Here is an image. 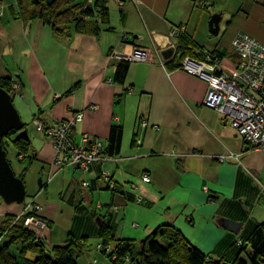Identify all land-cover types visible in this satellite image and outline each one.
I'll use <instances>...</instances> for the list:
<instances>
[{"label":"crops","instance_id":"crops-1","mask_svg":"<svg viewBox=\"0 0 264 264\" xmlns=\"http://www.w3.org/2000/svg\"><path fill=\"white\" fill-rule=\"evenodd\" d=\"M202 3H211L209 11L200 8ZM107 8L109 22L99 36L75 33L66 40H57L40 20H22L16 3L10 2L0 17V80L20 83L22 98L14 106L27 135L28 128L33 132L29 161L41 178L38 203L47 223L43 245L50 251L70 240L77 264H110L96 248L102 223L108 222L115 240L136 242L170 225L212 260L230 261L239 250L236 242L264 222V152L244 151L215 110L220 97L204 81L175 68L178 55L165 59L162 52L176 45L170 32L181 26L194 50L218 51L221 69L233 73L239 58L231 44L238 33L264 45V0H127L121 7L108 0ZM215 14L220 21L213 37L208 21ZM138 50L146 52V60L130 62L124 83H113L117 63ZM90 105L97 109L87 110ZM73 112H84L73 132L76 145L86 134L105 149L111 126L122 130L119 154L91 165L85 174L52 166V145L33 126L34 120L52 126ZM143 121L146 128L140 126ZM230 154L239 160L212 159ZM103 173L116 192L108 190ZM142 174L150 183L140 180ZM23 208L0 205V226ZM221 219L234 224L226 229ZM6 242L0 239V249Z\"/></svg>","mask_w":264,"mask_h":264},{"label":"trees","instance_id":"trees-1","mask_svg":"<svg viewBox=\"0 0 264 264\" xmlns=\"http://www.w3.org/2000/svg\"><path fill=\"white\" fill-rule=\"evenodd\" d=\"M119 1L124 4L127 0ZM15 3L18 15L22 20L26 22L40 20L51 29L57 40L70 39L75 33L99 36L109 22L108 0H94L92 4H87L85 0H54L50 5L46 3V0H15ZM176 38L175 55H178L179 58L175 68H178L181 59L188 56L187 53L191 51L195 53L202 48L196 47L194 50L191 46L192 41L185 36L184 32ZM221 56V53L217 54L220 60ZM129 64L130 62L125 59H121L117 63L112 77L113 83L119 85L124 83ZM11 81L13 80L1 79L0 88L9 92ZM8 137H13L11 144L17 149L19 160L23 161L27 158L31 147L30 141L24 140L14 131L5 138ZM121 138V128L111 126L104 149V153L108 157L113 159L119 154ZM17 177L23 181L24 173ZM114 186V191L108 186L107 188L111 192H116L115 183ZM114 211H117V208H114ZM18 216L8 218L0 226V239L7 238V242L0 249V264H77L72 249L73 243L70 240L66 246L54 247L47 251L43 243L34 245L33 234L24 230L22 223L27 215L16 220ZM99 221L102 223L100 219ZM107 223L105 225L102 223L99 229V244L102 247L100 251L107 256L110 264H264V222L257 224L245 240L236 242L239 250L230 261L212 260L209 255L198 250L170 225L158 226L142 241L136 242L127 239L115 240L111 227ZM132 228L135 227L132 226ZM13 243L20 245L17 257L8 253V247ZM107 247H109L108 252L106 251ZM27 252L35 254V257H25Z\"/></svg>","mask_w":264,"mask_h":264},{"label":"built area","instance_id":"built-area-1","mask_svg":"<svg viewBox=\"0 0 264 264\" xmlns=\"http://www.w3.org/2000/svg\"><path fill=\"white\" fill-rule=\"evenodd\" d=\"M119 7L123 4L116 0ZM4 8L0 5V17ZM200 7L205 11L210 9L204 3ZM184 32L183 27L173 28L170 37L176 38ZM232 50L239 58L236 70L233 73H226L221 69V60L217 57L218 51L202 48L195 51L193 56H185L179 62L178 69L184 73L196 77L207 83L209 90L220 97V103L215 110L221 116L222 123H228L235 131L236 136L242 141L244 151L260 150L264 152V45L250 36L238 33L232 40ZM175 54L176 46H170ZM115 55V53H114ZM129 62H143L146 60V52L143 50L134 51L132 55L123 57ZM11 98L21 99L20 83L11 81L9 90ZM97 106L90 105L87 110L95 111ZM84 112H73L64 120L56 122L52 126H46L38 120L33 121L36 133L48 139L53 148L52 166L61 171L67 167L77 168L80 172L86 173L93 164H105L112 158L104 153L102 143L97 138H89L86 134L80 137V144L76 145L73 132L75 127L82 122ZM142 128L148 126L147 122H140ZM218 163H225L228 159L238 161L236 155H217L212 157ZM43 174V173H42ZM105 182L109 189L115 190L114 182L103 173ZM50 177L46 183L50 182ZM140 180L143 183H150L148 175L142 174ZM83 187L88 183L83 182ZM129 189L134 191L135 185ZM41 188L40 191H42ZM264 196V186L262 187ZM39 193L24 205L22 213L18 218L27 215L23 220L24 230L33 234V244L39 245L45 240L43 231H47V223L40 217L41 206L38 203ZM140 197H135V203H141ZM135 227V225H132ZM101 250V245H97ZM109 251V247L106 248Z\"/></svg>","mask_w":264,"mask_h":264},{"label":"water","instance_id":"water-1","mask_svg":"<svg viewBox=\"0 0 264 264\" xmlns=\"http://www.w3.org/2000/svg\"><path fill=\"white\" fill-rule=\"evenodd\" d=\"M54 0H46L50 5ZM220 15L211 16L208 21V32L216 37L219 32ZM173 54V49L169 48L162 52V56L167 59ZM16 132L24 140H29L27 129L22 122L20 114L15 108L12 98L7 91L0 88V198L5 205H23L26 198V190L23 181L15 176L11 166L6 160L5 149L3 148V138L10 132ZM41 187V178L37 181ZM220 224L229 229L234 223L227 219H221Z\"/></svg>","mask_w":264,"mask_h":264},{"label":"rangeland","instance_id":"rangeland-1","mask_svg":"<svg viewBox=\"0 0 264 264\" xmlns=\"http://www.w3.org/2000/svg\"><path fill=\"white\" fill-rule=\"evenodd\" d=\"M10 2L14 4L15 0H2V1H0V5L4 8L5 6H8V4ZM206 5L210 6L211 3L206 4ZM211 14H214V13H211ZM222 67H224L223 63H222ZM19 101H20V99H18V98H12V102L15 106L17 105V103H19ZM32 133L33 132L31 131V129L28 128V135L31 136ZM12 139H13V137H8V138L3 139V145H4V149H5V153H6V160L8 161V163L11 166V169L15 175H17L18 173H24V175H26L25 179L23 180V183L25 185V190H26V203H28V202H30V199L32 197H34V195H32V194L34 192L37 193V190H38L37 181H38L39 177H35V175L33 173V168L31 167L30 161H29V157H31L29 155V153H28V157L25 158L23 161L19 160L18 151L11 144ZM0 205L1 206L4 205L1 198H0ZM19 247H20V245L18 243H13L10 245L9 251L16 256L19 254V251H20Z\"/></svg>","mask_w":264,"mask_h":264}]
</instances>
